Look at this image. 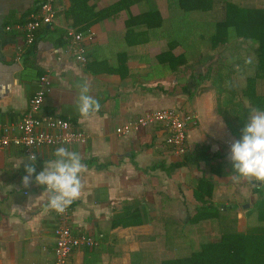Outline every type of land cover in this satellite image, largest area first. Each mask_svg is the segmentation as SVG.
Segmentation results:
<instances>
[{"label":"crops","instance_id":"crops-1","mask_svg":"<svg viewBox=\"0 0 264 264\" xmlns=\"http://www.w3.org/2000/svg\"><path fill=\"white\" fill-rule=\"evenodd\" d=\"M40 1L0 0V122L24 116L39 77L47 73L51 84L41 116L61 117L89 134L84 144L63 147L86 165L81 196L70 205L71 232L90 234L97 244L75 249L67 264H162L190 254L191 238L201 240L212 217H220L217 238L225 231L263 227L258 205L264 182L232 177L227 156L237 140L217 112L216 91L204 79L213 58L202 59L209 54L207 45L192 25L191 30L179 24L181 12L167 0H135L128 6L132 0H55L53 22L42 24L27 45L16 25L28 21ZM236 1L264 9V0ZM213 14L219 18L222 11L218 7ZM67 28L91 31L85 64L68 50ZM195 47H201V56ZM245 48L241 45V52ZM82 82L101 105L89 118L75 107ZM163 107L195 116L183 156L165 143L160 125L116 133L119 125ZM61 146L35 150L37 173ZM27 157L21 146L0 148V264L53 261L56 214L34 175L23 185Z\"/></svg>","mask_w":264,"mask_h":264},{"label":"trees","instance_id":"trees-1","mask_svg":"<svg viewBox=\"0 0 264 264\" xmlns=\"http://www.w3.org/2000/svg\"><path fill=\"white\" fill-rule=\"evenodd\" d=\"M134 1H128L125 6ZM73 2L76 3L74 0ZM167 2L169 6L181 12L179 24L183 26L185 23L184 27L190 29L192 25L193 30H198L200 42L207 45L209 54L204 55L202 59H213L205 65L204 79L209 80V86L216 91L217 112L223 117L231 135L240 140L242 128L252 111L264 110V92L257 93L256 88L259 80L264 84V9L243 5L236 0ZM121 6L124 5L119 3L118 7ZM218 7L222 11L219 18L213 14V10ZM191 15L198 16L190 19ZM229 28L235 30L234 34L229 33ZM190 29H186L187 35ZM178 35L182 37L183 30L179 29ZM232 45H235L239 52L242 51L241 45H246V61L251 60L250 64H246L253 67V73L245 77V84L241 87L236 85L233 77L234 56L221 54V49L230 48ZM194 50H198L201 56V47H195ZM203 183L206 185L207 182ZM207 187L206 195L209 197L212 193L211 186ZM199 197L203 198L201 200L204 202L208 200L203 194ZM217 210L211 208L210 214H216ZM258 213L259 218L264 220V198L258 205ZM162 264H264V226L247 230L245 233L225 231L219 238L201 244L197 251L165 260Z\"/></svg>","mask_w":264,"mask_h":264},{"label":"built area","instance_id":"built-area-1","mask_svg":"<svg viewBox=\"0 0 264 264\" xmlns=\"http://www.w3.org/2000/svg\"><path fill=\"white\" fill-rule=\"evenodd\" d=\"M55 0H41L39 9L31 15V18L16 28L23 31L25 43L31 45L35 40V32L42 24H51L55 17ZM9 31L10 27L7 26ZM65 40L68 50L75 61L85 64L88 60L86 41L92 39L89 30L77 31L67 28ZM50 78L47 73L42 74L36 90L29 100L28 108L24 116L15 122H0V148L10 145L21 146L27 156L35 154V150L41 146L84 144L89 138L85 131L74 128L70 121L58 116H41V107L46 94L50 90ZM195 116L182 113L173 107L156 108L138 115L118 127L115 131L119 135H129L134 131L147 128L152 125H160L164 128L165 143L174 153L183 156L188 149L187 129L195 122ZM36 155V154H35ZM70 206L62 214H56L54 234V257L52 264H67L71 253L80 247H93L96 239L90 234L74 235L69 225Z\"/></svg>","mask_w":264,"mask_h":264},{"label":"clouds","instance_id":"clouds-1","mask_svg":"<svg viewBox=\"0 0 264 264\" xmlns=\"http://www.w3.org/2000/svg\"><path fill=\"white\" fill-rule=\"evenodd\" d=\"M234 34V29H228ZM246 63H251L247 60ZM78 97L75 107L80 117L89 118L100 110L99 101L89 94V84L82 82L77 85ZM54 159L44 161L43 170L36 172V155L30 154L25 163L26 175L22 177L25 187L32 182L44 187L47 196V207L58 214L77 200L84 187L81 176L86 170L80 155L63 146L58 147ZM236 173L233 178L243 177L250 181L264 182V110L254 109L242 128V137L234 141L227 156ZM24 162L21 160L16 168Z\"/></svg>","mask_w":264,"mask_h":264},{"label":"rangeland","instance_id":"rangeland-1","mask_svg":"<svg viewBox=\"0 0 264 264\" xmlns=\"http://www.w3.org/2000/svg\"><path fill=\"white\" fill-rule=\"evenodd\" d=\"M221 54L225 56H229V55L234 56L232 57V61H233L232 66L234 71L233 77L238 87L243 86L245 84V77L253 73V67H249L244 62L243 63L237 62V60L239 61H241L242 59L244 60L247 58V55L244 52H239V50L235 48V45H232L230 48L221 49ZM248 58H249V54H248ZM256 88H258L259 92L264 91V84L262 80H259L257 82ZM219 221H220V217L209 218V222L207 224H204V227L202 228L204 229L202 239L198 241L195 240L194 238H191L190 240L192 245L191 252L197 251L200 248L201 244L217 238ZM181 256L182 255H178V257Z\"/></svg>","mask_w":264,"mask_h":264}]
</instances>
